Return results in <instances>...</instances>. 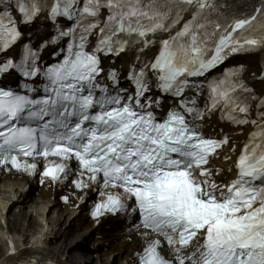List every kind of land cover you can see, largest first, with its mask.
Returning <instances> with one entry per match:
<instances>
[{
    "label": "snow or ice",
    "instance_id": "1",
    "mask_svg": "<svg viewBox=\"0 0 264 264\" xmlns=\"http://www.w3.org/2000/svg\"><path fill=\"white\" fill-rule=\"evenodd\" d=\"M261 5L224 19L219 0H0V167L43 160L41 184L95 188L97 220L134 216L135 264H264V67L215 73L264 53ZM213 116L252 127L227 183Z\"/></svg>",
    "mask_w": 264,
    "mask_h": 264
},
{
    "label": "bare ground",
    "instance_id": "2",
    "mask_svg": "<svg viewBox=\"0 0 264 264\" xmlns=\"http://www.w3.org/2000/svg\"><path fill=\"white\" fill-rule=\"evenodd\" d=\"M39 32L37 29L36 32H34V36ZM153 54V52H152ZM238 61H244L245 63H249L252 68H255L256 66V60L252 59H238ZM264 87V86H263ZM60 218L59 215H57V219ZM14 226H18L22 224V219H17L14 222H12ZM33 225V224H32ZM38 229L34 231V234L39 236V233L41 235L44 233V229L41 227L40 224L35 225ZM97 235L102 234L103 237H107V234L110 232L107 228V226L102 225L95 228ZM113 232V231H111ZM75 231L68 232L65 236L62 235V237L58 239H55L57 241H50V247L52 248L54 246V250L56 251L59 249V253L63 254L72 244V236H74ZM118 243H111L108 247V251L104 253V256L109 257V255H112L113 253H116L117 256L121 259L122 263H124L126 260L129 259L132 251L134 250L133 244L129 242L122 243L121 237L117 238ZM43 244V243H42ZM87 244H75L74 246L70 247L69 250H67V260H69L72 264H80V260L84 257V252ZM27 252H30L33 250V246H27L25 248ZM53 251V250H52ZM93 262V261H92Z\"/></svg>",
    "mask_w": 264,
    "mask_h": 264
}]
</instances>
